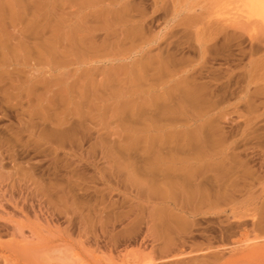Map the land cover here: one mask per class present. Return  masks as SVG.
<instances>
[{
  "label": "rangeland",
  "instance_id": "1",
  "mask_svg": "<svg viewBox=\"0 0 264 264\" xmlns=\"http://www.w3.org/2000/svg\"><path fill=\"white\" fill-rule=\"evenodd\" d=\"M0 2V264H264L263 19L241 0Z\"/></svg>",
  "mask_w": 264,
  "mask_h": 264
},
{
  "label": "bare ground",
  "instance_id": "2",
  "mask_svg": "<svg viewBox=\"0 0 264 264\" xmlns=\"http://www.w3.org/2000/svg\"><path fill=\"white\" fill-rule=\"evenodd\" d=\"M237 1H238V0H237ZM241 1H242L241 4L245 7L247 13H249L250 16H251L252 14H254V15H257V16H259L261 19L264 20V0H241ZM42 2H43V1H42ZM232 2H233V1H232ZM234 2H235V0H234ZM0 3H2V2H0ZM37 3H38V2H37ZM39 4H40V3H39ZM235 4H236V3H235ZM241 4H240L239 6H241ZM40 5H42V4H40ZM54 5H55V4H54ZM3 6H4V5H3ZM235 6H236V5H235ZM233 7H234V6H233ZM49 8H50V7H49ZM54 8H55V7H54ZM240 9H241V7H240ZM46 10H47V9H46ZM241 10H243V8H242ZM119 13H122L121 10L119 11ZM123 13H124V12H123ZM125 13H126V12H125ZM34 14H36V13H34ZM115 14H116V13H115ZM238 14H239V13H237V17H238ZM121 15H124V14H121ZM125 15H126V14H125ZM239 16H240V15H239ZM242 16H243V13H242ZM245 16H246V15H245ZM254 17H255V16H254ZM254 17H253V18H254ZM259 17H258V18H259ZM104 18H105V17H104ZM240 18H241V16H240ZM250 18H251V17H250ZM39 19H41V18H39ZM114 19H115V18H114ZM122 19H123V18H122ZM122 19H121V20H122ZM102 20H103V19H102ZM106 20H107V19H105V21H106ZM121 20H120V21H121ZM239 20H240V19H239ZM259 20H260V19H258V21H259ZM108 21H109V20H108ZM116 21H117V20H116ZM116 21H115V22H116ZM118 21H119V20H118ZM245 21H246V20H245ZM251 21H252V20H251ZM254 21H256V19H255ZM258 21H257V22H258ZM113 22H114V21H113ZM121 23H122V22H121ZM124 23H125V22H124ZM126 23H127V22H126ZM94 24H95V23H94ZM248 24H249V23H248ZM254 24H255V23H254ZM44 25H46V24H44ZM98 25H101V24H98ZM252 25H253V23H252ZM94 26H95V25H94ZM105 26H106V25H105ZM128 26H129V25H128ZM128 26H127V27H128ZM130 26H131V25H130ZM79 27H80V26H79ZM86 27H87V26H86ZM254 27H255V26H254ZM75 28H76V27H75ZM101 28H102V27H101ZM88 29H89V28H88ZM134 29H135V31H136V28H134ZM134 29H133V30H134ZM130 30H131V29H130ZM139 31H140V30H139ZM85 32H87V31H85ZM137 32H138V31H137ZM77 33H78V32H77ZM72 34H74V33H72ZM83 34H84V33H83ZM125 34H126V33H125ZM69 36H70V35H69ZM75 38H76V37H75ZM73 39H74V37H73ZM69 40H70V39H69ZM73 41H74V40H73ZM1 43H2V42H1ZM74 45H75V44H74ZM75 47L77 48V46H75ZM49 50H50V49H49ZM53 50H54V48H53ZM55 50H56V49H55ZM51 51H52V50H51ZM51 51H50V52H51ZM146 66H147V65H146ZM142 67H143V66H142ZM144 67H145V66H144ZM146 68H147V67H146ZM146 68H144V69H146ZM148 68H149V66H148ZM142 69H143V68H142ZM144 69H143V71H144ZM140 71L143 72L142 70H140ZM140 71H139V72H140ZM141 72H140V73H141ZM137 73H138V71H137ZM201 74H202V73H201ZM113 75H114V74H113ZM111 77H112V76H111ZM199 77H200V76H199ZM89 78H90V77H89ZM109 79H110V78H109ZM89 80H90V79H89ZM194 80H195V79H194ZM187 81H188V80H187ZM199 82H201V81H199ZM185 83H186V82H185ZM189 83H190V82H189ZM206 83H207V82H206ZM206 83L204 84V82H203V85H206ZM181 84H182V83H181ZM197 85H199V84H197ZM201 85H202V84H201ZM182 87H183V85H182ZM206 87H208V86H206ZM189 88H190V87H189ZM192 88H193V87H192ZM198 88H199V87H198ZM187 89H188V88H187ZM196 89H197V88H196ZM66 90H67V89H66ZM185 90H186V89H185ZM190 91H192V89H190ZM193 91H194V90H193ZM204 91H205V90H204ZM204 91H202V92H204ZM184 92H185V91H184ZM194 92H195V91H194ZM205 92H206V91H205ZM204 94H205V93H204ZM184 95H186V94L184 93ZM184 95H183V96H184ZM199 95H200V94H198V96H199ZM186 96H187V95H186ZM188 96H189V95H188ZM202 96H203V95H202ZM205 96H206V95H204V97H205ZM196 97H197V95H196ZM189 98H190V97H189ZM200 98H201V96H200ZM205 99H206V98H205ZM193 100H194V98H193ZM193 100H192V101H193ZM202 100H203V99H202ZM206 100H207V99H206ZM196 102H197V101H196ZM205 102H206V101H205ZM200 103H201V102H200ZM141 107H142V106H141ZM140 110H141V109H140ZM202 123H203V121H202ZM207 124H208V123H207ZM211 124H212V122H211ZM215 125H216V123H215ZM199 126H200V125H199ZM202 126H203V124H202ZM209 126H210V125H209ZM211 126H212V125H211ZM213 126H214V125H213ZM216 127H217V125H216ZM216 127H215V128H216ZM203 128H204V127H203ZM209 128H212V127H209ZM215 128H214V129H215ZM205 129H206V127H205ZM195 130H196V129H195ZM199 130H200V129H199ZM196 131H197V130H196ZM202 131H203V130H202ZM202 131L200 130L201 133H202ZM200 132L198 131V134H200ZM213 132H214V131H213ZM192 133H193V132H190L189 134H192ZM195 133H196V136L194 135ZM194 134H193V135H194L195 137H198L197 132H194ZM204 134H205V133H204ZM207 134H208V133H207ZM212 134H213V133H212ZM201 135H202V134H201ZM184 136H185V135H184ZM211 136H212V135H211ZM195 137H194V138H195ZM207 137H208V135H207ZM207 137H206V138H207ZM198 138H199V137H198ZM208 138H209V137H208ZM208 138H207V139H208ZM153 139H155V138H153ZM186 139L188 140V139H190V137H189V138H186ZM192 139H193V138H192ZM200 139H201V137H200ZM182 140H183V139H182ZM194 140H196V139H194ZM209 140H210V139H209ZM153 141H154V140H153ZM198 141H199V140H197V142H198ZM166 142H167V141H166ZM197 142H196V143H197ZM203 142H204V141H203ZM208 142H209V141H208ZM208 142H207V144H208ZM204 143H205V142H204ZM198 144H199V143H198ZM200 144H202V143H200ZM169 145H170V144H169ZM190 146H191V144H190ZM192 146H193V145H192ZM196 146H197V145H196ZM202 146H203V145H202ZM202 146H201V147H202ZM197 147H199V146H197ZM207 147H208V146H207ZM183 148H184V147H183ZM186 148H188V146H187ZM192 148H193V147H192ZM189 149H190V148H189ZM197 149H198V148H197ZM199 149H201V148H199ZM224 160H225V159H224ZM223 163H224V162H223ZM225 163H226V162H225ZM170 165H171V164H170ZM226 165H227V164H226ZM218 166H219V165H218ZM172 168H174V166H173ZM150 169H151V168H150ZM166 169H167V168H166ZM225 170H226V169H225ZM155 171H156V170H155ZM169 171H170V170H169ZM176 171H177V170H176ZM217 171H218V170H217ZM226 171H227V170H226ZM160 172H161V171H160ZM190 172H191V171H189V173H190ZM218 172H219V171H218ZM221 172H222V171H221ZM166 173H169V172H166ZM191 173H192V172H191ZM191 173H190V174H191ZM161 174H162V173H161ZM164 174H165V173H164ZM190 174H189V175H190ZM219 174H221V173L219 172ZM166 175H168V174H166ZM170 175H171V174H170ZM170 175H169V176H170ZM173 175H174V174H173ZM173 175H172V176H173ZM216 175H217V173H216ZM222 175H223V174H222ZM187 176H188V175H187ZM228 176H229V175H228ZM160 177H161V176H160ZM162 177H163V176H162ZM185 177H186V176H185ZM205 177H207V176H204V178H205ZM213 177H214V176H213ZM216 177H217V176H216ZM216 177H215V178H216ZM168 178H170V177H168ZM209 178H210V177H209ZM171 179H172V177H171ZM185 179H186V178H185ZM187 179H188V178H187ZM197 179H198V178H197ZM199 179H200V178H199ZM201 179H203V178H201ZM216 179H217V178H216ZM207 180L209 181L210 179L207 178ZM207 180H206V181H207ZM211 180H212V179H211ZM213 180H214V179H213ZM185 181H186V180H185ZM194 181H195V179H194ZM202 181H203V180H202ZM202 181H201V182H202ZM217 181H218V180H217ZM228 181H229V179H228ZM169 182H170V181H169ZM203 182H204V181H203ZM218 182H219V181H218ZM229 182H230V181H229ZM188 183H189V182H188ZM201 184H202V183H201ZM210 184H211V183H210ZM212 184H213V183H212ZM160 185H161V184H160ZM170 185H171V184H170ZM192 185H193V184H192ZM192 185H191V186H192ZM199 185H200V184H199ZM205 185H206V184H205ZM213 185H214V184H213ZM221 185H222V184H221ZM176 186H177V185H176ZM211 186H212V185H211ZM159 187L161 188V186H159ZM184 187H185V186H184ZM207 187H208V186H207ZM227 187H228V186H227ZM227 187H226V188H227ZM166 188H167V186H166ZM179 188H180V187H179ZM189 188H190V187H189ZM191 188H193V186H192ZM191 188H190V189H191ZM224 188H225V186H224ZM163 189H164V188H163ZM175 189H176V188H175ZM230 189H231V188H230ZM184 190H185V189H184ZM191 190H192V189H191ZM191 190H190V191H191ZM193 190H194V188H193ZM203 190H204V189H203ZM216 190H217V189H216ZM220 190H221V189H220ZM225 190H226V189H225ZM228 190H229V189H228ZM159 191H160V190H159ZM159 191H158V192H159ZM163 191H164V190H163ZM177 191H178V190H177ZM177 191H176V192H177ZM179 191L181 192L180 189H179ZM185 191H186V190H185ZM188 191H189V190H188ZM205 191H208V190H205ZM205 191H203V192L205 193ZM164 192H165V191H164ZM166 192H167V190H166ZM169 192H170V191H169ZM193 192H194V191H193ZM226 192H227V191H226ZM161 193H162V192H161ZM170 193H172V192H170ZM189 193H191V192H189ZM217 193H218V192H217ZM162 194H164V193H162ZM176 194H177V193H176ZM187 194H188V192H187ZM198 194H199V193H198ZM206 194H207V193H206ZM214 194H215V192H214ZM169 195H170V194H169ZM192 195H193V193H192ZM219 195H220V193H219ZM221 195H222V194H221ZM221 195H220V196H221ZM194 196H195V192H194L193 197H194ZM196 196H197V195H196ZM200 196H201V195H200ZM222 196H223V195H222ZM188 197H190V195H189V196L187 195V198H188ZM204 197H206V196H204ZM209 197H210V196H209ZM171 198H172V197H171ZM194 198L196 199V197H194ZM207 198H208V197H207ZM212 198H213V197H211L210 200H211ZM197 199H198V198H197ZM201 199H202V198H201ZM213 199H214V198H213ZM182 200H183V199H182ZM184 200H185V199H184ZM191 200H192V199H191ZM206 200H207V199H206ZM206 200H204V201H206ZM207 201H208V200H207ZM207 201H206V202H207ZM211 201H212V200H211ZM192 202H193V201H192ZM196 202H197V201H196ZM200 202H201V200H200ZM200 202H199V203H200ZM214 202H215V201H214ZM187 203H188V202H187ZM201 203H203V202H201ZM192 204H193V203H192ZM161 205H162V204H161ZM161 205H160V206H161ZM186 205H187V204H186ZM200 205H202V204H200ZM170 206H171V205H169V208H170ZM181 206H182V205H181ZM183 206H184V205H183ZM166 207H168V206H166ZM197 207H199L198 204H197ZM197 207H196V209H197ZM204 207H205V206H204ZM169 208H168V209H169ZM171 208H172V207H171ZM183 208H184V207H183ZM183 208H182V209H183ZM186 208H187V207H186ZM199 208H200V207H199ZM201 208H202V207H201ZM160 209H161V208H160ZM194 209H195V208H194ZM196 209H195V210H196ZM155 210H156V209H155ZM157 210H158V209H157ZM165 210H166V209H165ZM173 210H175V209H173ZM197 210H198V209H197ZM158 211H159V210H158ZM163 211H164V210H162V212H161L162 215H163V214H166V213H167V214L170 213V212H169V213H168V212L164 213ZM175 211L177 212V210H175ZM176 212H175V214H176ZM192 212H194V211H192ZM172 213H173V212H172ZM179 213H180V212H179ZM182 213H183V212H182ZM156 214H157V213H156ZM159 214H160V213H159ZM167 214H166V216H168ZM177 214H178V213H177ZM177 214H176L175 216H178ZM180 214H181V213H180ZM180 214H179V216H181ZM171 215H173V214H171ZM183 215H184V214H183ZM183 215H182V216H183ZM192 215H193V214H192ZM217 215H218V213H217ZM236 215H237V214H236ZM244 215H245V214H244ZM158 216H159V215H158ZM164 216H165V215H164ZM164 216H163L162 219H164ZM179 216H178V217H179ZM185 216H186V215H185ZM189 216H190V215H189ZM240 216H241V214H240ZM168 217H169V216H168ZM156 218H157V217H156ZM156 218H155V219H156ZM173 218H174V217H173ZM185 218H186V217H185ZM189 218H190V217H189ZM165 219H166V218H165ZM167 219H168V218H167ZM167 219H166V222H169L170 219H171V216H170V219H168V221H167ZM175 219H176V221H177V222L175 223L176 226H173V225L171 224V227H173V228H171V231H172V229H174V227H175V229H174L173 231H176V228H177L178 225H180V226L182 227V229L188 228L186 225H187L189 222H188V221H184V217H182V219H179V218H175ZM175 219H174V220H175ZM195 219H196V218H195ZM237 219H238V218H237ZM171 220H172V219H171ZM186 220H187V219H186ZM193 220H194V219H192V222H193ZM238 220H239V219H238ZM240 220H241V219H240ZM159 221H160V220H159ZM195 221H196V220H195ZM161 222H162V221H161ZM170 222H171V221H170ZM172 222H174V221L172 220ZM196 222L199 223L198 221H196ZM226 222H227V221H226ZM229 222H230V221H229ZM256 222H257V221H256ZM258 222H259V221H258ZM262 222H263V221H262ZM262 222H261V223H262ZM193 223H194V222H193ZM259 223H260V222H259ZM153 224H155V223L153 222ZM164 224H167V223H164ZM168 224H169V223H168ZM168 224H167V225H168ZM175 224H174V225H175ZM177 224H178V225H177ZM230 224H231V223H230ZM238 224H239V223H238ZM242 224H243V223H242ZM263 224H264V223H263ZM188 225H189V224H188ZM254 225H256V224L254 223ZM157 226H158V225H157ZM190 226H191V225H190ZM195 226H198V225H195ZM231 226H232V225H231ZM155 227H156V226H155ZM167 227L169 228L170 226L168 225V226H166V228H167ZM181 227H180V228H181ZM184 227H185V228H184ZM224 227H225V226H224ZM233 228H234V227H233ZM235 228H236V227H235ZM237 228H238V227H237ZM159 229H160V228H159ZM182 229L177 228L178 233L180 232V230H181V231H184V230H182ZM191 229H192V228H191ZM169 230H170V228H169ZM187 230H189V229H187ZM234 230H235V229H234ZM160 231H161V230H160ZM166 231H167V229H166ZM171 231H170V232H171ZM185 231H186V229H185ZM227 231H228V230H227ZM170 232H169V233H170ZM176 232H177V231H176ZM226 233H227V232H226ZM194 234H195V233H194ZM227 234H228V233H227ZM163 235L166 236V234H163ZM169 235H170V234H169ZM173 235H174V234H173ZM207 235H208V234H207ZM220 235H221V234H220ZM165 236H164V237H165ZM175 236H176V235H175ZM210 236H211V235H210ZM167 237H168V236H167ZM170 237H171V236H170ZM170 237H169V240L171 241ZM173 237H174V236H173ZM214 237H215V236H214ZM204 238L206 239V236H204ZM173 239H174V238H173ZM191 239H192V238H191ZM210 239H211V238H210ZM227 239H228V238H227ZM176 240H178V239L176 238ZM179 240H180V239H179ZM179 240H178V243H179ZM163 241H164V240H163ZM166 241H167V240H166ZM170 241H169V242H170ZM202 241H203V240H202ZM209 241H210V240H209ZM212 241H213V240H212ZM169 242H168V243H169ZM176 242H177V241H176ZM180 242H181V241H180ZM192 242H193V241H192ZM194 242H195V241H194ZM166 243H167V242H166ZM172 243H175V242H173V241L170 242V244H172ZM183 243H184V242H182V244H183ZM170 246H172V245H170ZM173 246H175V244H174ZM166 247H167V245H166ZM210 247H211V246H210ZM161 248H162V247H161ZM170 248H171V247H170ZM197 248H198V247H197ZM164 249H165V248H164ZM164 249L162 248V250H164ZM166 250H167V249H166ZM166 250H165V251H166ZM168 251H169V250H168Z\"/></svg>",
  "mask_w": 264,
  "mask_h": 264
}]
</instances>
